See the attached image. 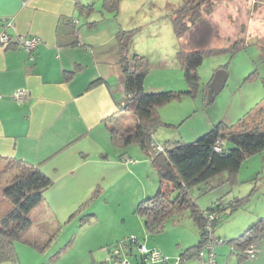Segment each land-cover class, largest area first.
I'll return each instance as SVG.
<instances>
[{"label":"rangeland","instance_id":"obj_1","mask_svg":"<svg viewBox=\"0 0 264 264\" xmlns=\"http://www.w3.org/2000/svg\"><path fill=\"white\" fill-rule=\"evenodd\" d=\"M125 2L131 4L118 16L119 22L131 30L137 29L131 53L136 49L150 62L145 80L147 91L187 89L177 57L180 41L172 22L173 13L183 0ZM95 10L94 14L103 20L101 30L110 33L109 26L115 19L105 8L104 0ZM111 40L110 43L118 44L116 36ZM237 41L241 47L233 53L226 51L204 58L198 69L200 87L196 97L174 99L158 109L165 124L155 132L156 144L194 142L220 122L237 124L249 118L264 103V0H218L214 9L204 14L183 38L186 49L231 48ZM219 69L228 72V79L223 90L210 101L208 86ZM128 114L122 120L126 128L135 121ZM117 154L119 164L105 166V171L97 174L99 182L80 181L58 190L63 198L60 206L65 210L60 211L55 205L56 213L51 209L48 214L35 212L28 238L48 247L42 251L27 243L24 249L16 247L20 264H112V251L119 248L130 264H176L183 250L198 243L200 233L190 210L167 220L161 232L152 234L145 228L137 208L142 200L157 192L158 171L138 143L119 148ZM6 166L7 161L0 163V184L4 187L12 178V173L5 171ZM190 194L203 210L218 199H244L237 211L223 214L222 223L212 234L216 261L239 264L238 252L229 240L264 217V150L245 160L233 181L222 172L209 183L191 187ZM1 198L0 194V215L10 205ZM132 238H136L134 243ZM140 245L161 253L167 260L144 261ZM253 248L256 256L261 253L259 262L264 263V239Z\"/></svg>","mask_w":264,"mask_h":264},{"label":"crops","instance_id":"obj_2","mask_svg":"<svg viewBox=\"0 0 264 264\" xmlns=\"http://www.w3.org/2000/svg\"><path fill=\"white\" fill-rule=\"evenodd\" d=\"M100 1L0 0V32L13 40L10 46L0 45V163L23 160L53 180L32 216L48 214L55 205L65 210L60 188L97 181L105 166L119 164L109 127L118 124L125 131L135 124L129 122L126 128L123 123L129 115L123 109L128 97L118 44L110 43L121 29H130L118 16L131 3L121 2L118 12H112L110 33H104L103 20L94 14ZM32 35L42 42L31 56L15 42ZM18 89L28 92L22 102L13 97ZM3 189L0 184L1 199ZM16 245L17 250L25 247L21 241ZM255 253L239 264H264L259 262L261 253Z\"/></svg>","mask_w":264,"mask_h":264},{"label":"trees","instance_id":"obj_3","mask_svg":"<svg viewBox=\"0 0 264 264\" xmlns=\"http://www.w3.org/2000/svg\"><path fill=\"white\" fill-rule=\"evenodd\" d=\"M104 6L117 13L123 0H104ZM218 0H183L175 9L172 22L180 47L178 61L187 84L185 90H164L149 93L145 90V80L150 62L144 55L131 53V46L137 29H121L117 35L119 65L124 76V88L128 101L124 110L132 114L134 126L121 130L118 124L109 127L111 139L116 150L138 143L151 156L153 165L159 174V188L154 196L142 200L138 212L144 220L145 228L152 234L161 232L164 224L171 218L191 211L200 233L197 244L188 247L180 254L182 261L194 259L213 239L212 234L222 223L223 214L237 211L245 203L243 198L232 201L218 199L206 210L200 208L190 194V188L200 183H209L222 172L233 181L242 163L250 156L264 150V103L256 107L247 119L237 124L220 122L194 142L177 140L170 142L162 150L155 148L154 135L158 127L165 123L158 109L174 99L184 96L196 97L200 87L198 69L207 55L231 52L239 49V41L231 48L186 49L183 38L191 27L199 24L203 15L210 13ZM209 88V86H208ZM208 94V92H207ZM168 125V124H167ZM218 140H222L221 151L215 150ZM124 154H120L122 157ZM6 172L12 178L3 189V195L9 201V207L0 215V263L12 261L20 264L16 243L21 241L39 250H45L48 244L38 245L26 238L27 231L33 225L32 211L44 201L45 192L53 185V180L40 168L23 160L7 161ZM217 213L219 218L210 222L211 232L206 226L207 214ZM264 239V217L250 225L239 237L229 242L238 252L239 260L250 257L249 248ZM131 246V244H129ZM126 246V245H125Z\"/></svg>","mask_w":264,"mask_h":264},{"label":"built area","instance_id":"obj_4","mask_svg":"<svg viewBox=\"0 0 264 264\" xmlns=\"http://www.w3.org/2000/svg\"><path fill=\"white\" fill-rule=\"evenodd\" d=\"M8 26L11 25V23H7ZM41 39L40 37L36 36V35H32V36H20L15 44L23 49H25L26 51H28L30 53V55L32 56L33 52L36 50V48L41 44ZM11 44H13V40L10 37L9 34H7L5 31H1L0 32V45L2 46H10ZM28 95L27 90L25 89H18L13 97L19 101L22 102ZM222 144L223 141L222 140H218L217 146L215 147V150L217 151H221L222 149ZM155 148L157 150H162L163 147L159 144H155L154 145ZM207 220L209 221L206 228L208 230V232H211L212 230V226L210 224L211 221L216 220L219 218V215L217 213H210L206 215ZM136 238H132L131 242H135ZM220 241V240H218ZM216 243V242H215ZM139 250L140 253L143 257L144 261L147 260H152V261H159V260H167V258L162 255L159 252H155L154 250L149 251L144 245H140L139 246ZM246 253L250 256H253L255 251L252 248H249L246 250ZM122 250L119 249H114L112 251V255L110 256L111 260H113L112 264H130L129 261L127 259H125L123 256ZM194 260H196L198 263L197 264H217L216 261V254L214 252V240H210L209 242H207V244L205 245V247L198 253V255L194 258ZM176 264H188L187 261H182L180 258L178 260V262Z\"/></svg>","mask_w":264,"mask_h":264},{"label":"water","instance_id":"obj_5","mask_svg":"<svg viewBox=\"0 0 264 264\" xmlns=\"http://www.w3.org/2000/svg\"><path fill=\"white\" fill-rule=\"evenodd\" d=\"M228 79V72L225 69H219L215 72L208 88V98L213 101L217 94L223 90Z\"/></svg>","mask_w":264,"mask_h":264}]
</instances>
